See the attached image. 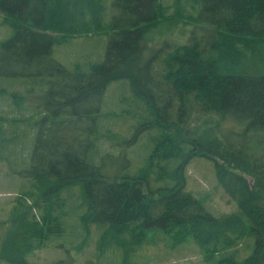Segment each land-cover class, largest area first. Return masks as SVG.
I'll return each mask as SVG.
<instances>
[{
  "label": "trees",
  "instance_id": "1",
  "mask_svg": "<svg viewBox=\"0 0 264 264\" xmlns=\"http://www.w3.org/2000/svg\"><path fill=\"white\" fill-rule=\"evenodd\" d=\"M0 15L13 31L0 42V99L25 103L4 89L5 78L45 93L40 119L28 125L37 130L30 164L18 173L34 190L13 202L0 262L30 264L76 216L79 228H103V244L117 241L129 255L133 243L130 256L159 229L179 243L191 239L206 263L264 264V0H0ZM162 24L172 31L190 24L180 31L188 42L152 49L149 33ZM106 29L102 62L84 70L54 59L57 44ZM120 81H129L150 119L118 152L127 157L144 136L153 138L142 163L131 157L133 173L107 175L94 155L115 162L118 152L101 148L116 138L106 122L114 114L101 110ZM82 122L97 128L83 131ZM0 123L2 150L15 139L3 138ZM196 157L214 161L237 212L217 218L186 191ZM126 235L131 241H121Z\"/></svg>",
  "mask_w": 264,
  "mask_h": 264
},
{
  "label": "rangeland",
  "instance_id": "2",
  "mask_svg": "<svg viewBox=\"0 0 264 264\" xmlns=\"http://www.w3.org/2000/svg\"><path fill=\"white\" fill-rule=\"evenodd\" d=\"M168 1L170 2V0ZM107 21L110 22V19L107 18ZM189 26L178 25L176 30L172 31L167 25H159L157 30L149 33V38L153 39L155 43V47L152 49L174 48L175 42L177 45H185L188 42V35L185 33L183 35V32L180 31L182 29L189 30ZM107 31L106 29L101 34L93 33L64 40L54 47V59L68 69H74L80 65L84 70H87L91 63L104 60L109 40ZM12 34V29L0 15V42ZM172 42L174 45L169 46L172 45ZM1 84L6 86L4 89L9 92H19L24 95L25 103L19 104V108L12 102L9 95H7L9 97L4 96L3 99H0V120L6 132L3 133V138L5 139L8 133L15 139V142H7L5 146H2V150L0 149V153L5 156V159L0 160V243L13 226L12 216L10 217L13 202L24 193L34 190L32 189L34 181L18 173L26 168L25 161L30 164L37 130L32 129L31 131L28 125L29 122L40 119L39 114L44 102L42 95L45 94L42 92L43 87L41 86H34L35 89L32 87L30 89L33 91L28 92L26 89L30 83H25L22 78H5L1 80ZM112 86L105 96L101 114L103 116L114 114V118H108L109 120L107 119L106 122L108 129L115 134L116 138L103 139L101 148L103 151L118 152L125 148L123 144L125 138L132 136H130V130L137 128L143 119H150V116L146 113L143 116L142 111L137 109L142 102L133 95L129 81L116 82ZM0 88L2 89L1 86ZM131 114H133V118L126 116ZM138 120L140 121L138 122ZM82 126L85 131L88 127L97 128V123L82 122ZM146 136L129 150L127 157L119 152L114 153L115 162L105 165L107 157L105 159L103 157L108 153L102 152L99 156L94 155L96 162L105 166L107 175L133 173L131 169H136L138 166L133 165L131 157L135 164H139L149 155L153 136L152 134ZM117 156L118 158H116ZM129 162L133 165L130 169ZM185 177L186 191L200 200L205 209L215 217L219 218L238 211L237 204L230 199L217 180L213 160L196 157L187 166ZM67 222L71 225L66 226L65 232L51 242L53 244L28 258L30 264H215L214 261L204 262L200 248L191 239L179 243L172 235L159 229L150 230L146 241L135 248L136 250L130 256L132 248L135 246L133 243L128 244L129 255H127L117 241L102 243L103 228L94 226L88 232L85 228L75 225L77 223L76 216H72ZM121 241L128 242L131 239L126 235ZM240 249L243 248L240 247ZM0 264L8 263L0 262Z\"/></svg>",
  "mask_w": 264,
  "mask_h": 264
}]
</instances>
